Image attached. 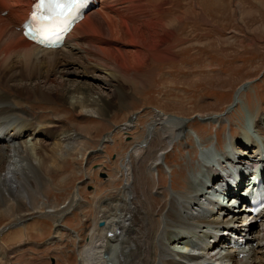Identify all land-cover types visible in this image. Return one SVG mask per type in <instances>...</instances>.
I'll list each match as a JSON object with an SVG mask.
<instances>
[{"label": "bare ground", "instance_id": "obj_1", "mask_svg": "<svg viewBox=\"0 0 264 264\" xmlns=\"http://www.w3.org/2000/svg\"><path fill=\"white\" fill-rule=\"evenodd\" d=\"M102 2L74 27L61 49L46 50L27 41L19 30L28 17L31 0H0V202L4 204L18 197L31 206L30 192L46 198L43 177L51 174L54 179L65 156L84 150L82 140L87 128L80 127L75 118L88 120L109 114L113 99H123L126 85L138 82L142 86L151 70L150 62L158 65L174 61L172 37L176 34L156 17L162 8L148 12L156 0L128 1L131 17L117 18L118 22L102 10ZM97 14L100 21L93 19ZM35 99L44 106L61 102L69 106V111H58L53 121L39 124L33 110L20 106L24 100ZM237 103L235 98L229 111ZM154 119L148 126L150 135L158 126L169 146L186 129L185 122L159 111ZM263 120L264 116L254 125L262 145L251 135L241 134L244 142L234 138L240 148L250 153L227 150L216 155L204 148V157L198 162L201 166H195L197 172L204 168L203 175L193 173L192 186L185 193H169V206L163 210L158 205L153 209L148 198L143 199L145 206H140L139 198L143 196L136 191L131 159H137L141 146L135 147L122 167L127 176L122 192L108 198L109 210L99 211L98 220L104 224L98 229L93 223L90 246L80 264H264V213L258 223L255 218L254 224L246 225L244 209H233L229 203L225 215L208 212L212 204L209 185L219 186L226 181L228 163L233 161L234 168L264 163V129L259 125ZM128 123L131 122L124 124V130H128ZM69 125L71 129L66 130ZM163 155L159 154L154 169L162 164ZM212 161L224 171L219 172ZM204 175L210 180H204ZM78 197L81 198L77 189L70 202L61 207L36 211L31 206V210L36 216L52 220L58 234L65 214L78 207ZM26 218L16 216L10 225L0 229V236L9 228L23 225L24 229ZM231 239L244 245L236 250L229 246ZM57 241L53 237L49 245ZM5 256L0 250V261L7 263Z\"/></svg>", "mask_w": 264, "mask_h": 264}, {"label": "rangeland", "instance_id": "obj_2", "mask_svg": "<svg viewBox=\"0 0 264 264\" xmlns=\"http://www.w3.org/2000/svg\"><path fill=\"white\" fill-rule=\"evenodd\" d=\"M102 1V10L115 22L125 15L131 17L128 1L137 2ZM149 8V13L162 8L156 17L176 34L172 37L174 61L150 62L142 86L138 82L126 85L124 100L113 99L109 114L88 120L75 118L80 127L87 128L83 152L65 156L54 179L51 174L43 177L46 198L29 193L31 206L46 211L70 202L78 189V207L65 214L58 234L56 224L48 217L36 216L25 199L0 202V229L18 215L27 217L24 229L23 225L9 228L0 236V250L8 259L0 264H80L90 246L93 223L100 229L99 223L104 222L98 220L99 211L109 210L108 198L122 192L127 178L123 165L137 146L141 147L131 165L137 194L143 196L140 206H145L143 199L148 198L153 209L158 205L163 210L169 206V193L181 194L191 188L204 148L216 155L227 150L247 153L234 139L244 142L241 134L251 135L262 145L254 125L264 116V0H156ZM93 19L100 21L101 16ZM235 98L238 103L229 111ZM20 106L33 110L39 124L53 121L58 111H69L61 102L44 106L38 99L24 100ZM157 111L186 123L171 146L158 126L152 128L154 136L150 135L148 126ZM259 123L264 129V120ZM160 153H164L162 164L154 169ZM197 173L203 175L204 168ZM53 237L58 241L49 245Z\"/></svg>", "mask_w": 264, "mask_h": 264}, {"label": "snow or ice", "instance_id": "obj_3", "mask_svg": "<svg viewBox=\"0 0 264 264\" xmlns=\"http://www.w3.org/2000/svg\"><path fill=\"white\" fill-rule=\"evenodd\" d=\"M77 0H39L40 6H50L58 12H62L66 8H70Z\"/></svg>", "mask_w": 264, "mask_h": 264}, {"label": "water", "instance_id": "obj_4", "mask_svg": "<svg viewBox=\"0 0 264 264\" xmlns=\"http://www.w3.org/2000/svg\"><path fill=\"white\" fill-rule=\"evenodd\" d=\"M102 224H100V226H101Z\"/></svg>", "mask_w": 264, "mask_h": 264}]
</instances>
